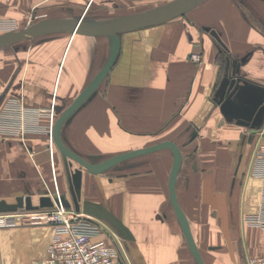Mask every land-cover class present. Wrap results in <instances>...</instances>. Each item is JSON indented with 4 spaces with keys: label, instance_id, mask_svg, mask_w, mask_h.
Here are the masks:
<instances>
[{
    "label": "crops",
    "instance_id": "0c3cea01",
    "mask_svg": "<svg viewBox=\"0 0 264 264\" xmlns=\"http://www.w3.org/2000/svg\"><path fill=\"white\" fill-rule=\"evenodd\" d=\"M111 4L0 0V33L12 21L22 28L45 18L106 22L135 13L116 15ZM120 40L105 78L62 124V142L93 163L174 142L182 154L176 197L204 264H246L264 251V159L255 154L264 101L246 127L224 120L213 97L227 60L231 77L264 87V0H204L165 23L123 33ZM109 50L107 36L69 32L0 47V199L28 194L36 203L52 194L51 108L56 119L102 68ZM193 53L200 61L190 58ZM240 152L245 159L236 171ZM53 154L60 187L69 191L55 144ZM172 159L162 148L99 174L70 164L80 210L94 203L116 216L147 264H197L169 200ZM51 237L47 225L0 228V264H35L46 256Z\"/></svg>",
    "mask_w": 264,
    "mask_h": 264
},
{
    "label": "water",
    "instance_id": "95a60500",
    "mask_svg": "<svg viewBox=\"0 0 264 264\" xmlns=\"http://www.w3.org/2000/svg\"><path fill=\"white\" fill-rule=\"evenodd\" d=\"M204 0H169L157 6L114 18L106 22H90L74 18H45L36 22L8 32L0 33V47L11 45L22 39L54 32L80 33L86 35H103L110 40V50L108 57L94 76L89 84L78 94L72 103L55 119L52 136L56 148L59 150L66 173L69 192L71 194L72 203L76 210H80V203L75 189L73 176L70 171V161H75L92 174H99L109 167L126 160L128 158L153 152L162 148L171 151L173 159L172 166L168 178V194L175 217L180 226L181 232L185 238L188 249L194 257L197 264H204L200 251L193 239L190 226L186 215L182 211L175 191L176 176L182 161L180 148L172 141L165 140L154 145L129 150L126 152L115 154L100 162H90L84 157L68 148L60 137V128L64 121L74 112V110L85 101V99L96 89L99 83L105 78L108 71L114 64L120 53L121 40L120 35L126 32L148 28L160 25L172 20L190 8L196 6ZM211 34L225 48L216 32ZM229 60H227L226 71L221 79L218 87L214 92V101L219 106L220 113L224 120L235 121L241 126H251L258 117L261 105L264 101V87L253 82L244 80L240 77H231L229 75ZM241 154L239 155V160ZM63 203L68 206V202L61 197ZM54 200L51 195L45 194L38 197L35 203L30 195H17L13 200L0 199V213L15 212L20 209L35 210L39 208L53 207ZM83 211L93 214L99 219H106V222L115 233L122 239L132 238L129 229L111 212L103 210L97 204L89 203L83 205ZM113 226V227H112Z\"/></svg>",
    "mask_w": 264,
    "mask_h": 264
},
{
    "label": "built area",
    "instance_id": "2783aa9c",
    "mask_svg": "<svg viewBox=\"0 0 264 264\" xmlns=\"http://www.w3.org/2000/svg\"><path fill=\"white\" fill-rule=\"evenodd\" d=\"M5 32L19 29L16 22L2 26ZM194 62L200 61V54H190ZM54 109L50 111L49 153L54 171ZM255 154L264 159V127L256 131ZM53 207L35 210L20 209L15 212L0 213V228L18 226L47 225L52 228V237L46 256L35 264H130L127 260L122 239L103 220L90 216L82 210L67 207L62 199L53 173ZM246 264H264V251L250 257Z\"/></svg>",
    "mask_w": 264,
    "mask_h": 264
},
{
    "label": "rangeland",
    "instance_id": "374dc122",
    "mask_svg": "<svg viewBox=\"0 0 264 264\" xmlns=\"http://www.w3.org/2000/svg\"><path fill=\"white\" fill-rule=\"evenodd\" d=\"M96 1H99V0H96ZM106 1L112 3L111 5L117 6V11L111 12V13H114L117 15V14L124 13V12H127V13L128 12H139V11L157 6L159 4L165 3L169 0H142V1L141 0H106ZM93 6L95 7V4ZM70 162H71L70 164H76V163H74V161H70ZM49 165H50V177H51V182H52V193H54V180H53V173H54L56 175V181H57L61 196L63 197L64 200H66V202H68L67 207H69V206L74 207L73 203H72L70 192L67 190V188L64 192L60 187L61 184H60L59 175H58V165L56 163L55 157H54V171H53L50 163H49ZM11 199L13 200V198H11ZM84 213H86L90 216L96 217L93 214L91 215V213L89 214L86 211ZM96 218H98V217H96ZM180 234H181V232H180ZM122 242H123V245H125L124 250L126 251V249H128L126 251V256H127V260L130 262V264H147L146 260L140 256L138 246H137V244L134 243L133 237L132 238H123L122 237Z\"/></svg>",
    "mask_w": 264,
    "mask_h": 264
},
{
    "label": "flooded vegetation",
    "instance_id": "af4514ba",
    "mask_svg": "<svg viewBox=\"0 0 264 264\" xmlns=\"http://www.w3.org/2000/svg\"><path fill=\"white\" fill-rule=\"evenodd\" d=\"M241 154V159L240 161H238L237 163V166H236V171H240L241 170V167L243 166V163H244V159H245V152H240L239 155ZM238 160H239V157H238Z\"/></svg>",
    "mask_w": 264,
    "mask_h": 264
}]
</instances>
